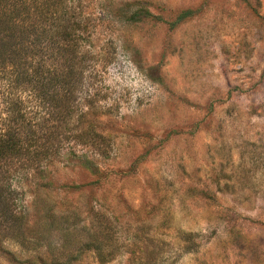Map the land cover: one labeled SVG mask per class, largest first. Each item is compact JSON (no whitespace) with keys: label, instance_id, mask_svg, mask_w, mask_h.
<instances>
[{"label":"rangeland","instance_id":"1","mask_svg":"<svg viewBox=\"0 0 264 264\" xmlns=\"http://www.w3.org/2000/svg\"><path fill=\"white\" fill-rule=\"evenodd\" d=\"M83 2L98 76L54 164L12 173L31 241L4 240L0 264L91 238L105 260L73 264H264V0Z\"/></svg>","mask_w":264,"mask_h":264},{"label":"trees","instance_id":"2","mask_svg":"<svg viewBox=\"0 0 264 264\" xmlns=\"http://www.w3.org/2000/svg\"><path fill=\"white\" fill-rule=\"evenodd\" d=\"M83 4V0H0V100L4 102L0 109L2 252L4 240L21 246L31 241L25 235L30 230L28 218L16 211L15 191L9 184L12 173L18 170L38 175L52 166L61 142H55L58 136L52 132L60 131L78 112L74 109L77 91L83 88L86 68L94 57L86 50L91 44L93 24ZM188 14L184 12L181 18ZM93 67L89 69L97 77L99 71ZM78 115L81 121L86 112L79 111ZM35 184L41 189L48 186ZM45 217L42 219L50 226L55 216ZM99 242L96 238L85 241L78 254L64 256L62 262L43 254H37L34 260L39 264H73L93 250L103 261L104 245ZM10 255L20 261L15 253Z\"/></svg>","mask_w":264,"mask_h":264}]
</instances>
